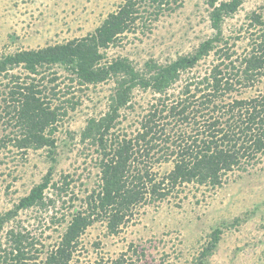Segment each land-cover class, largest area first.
I'll use <instances>...</instances> for the list:
<instances>
[{"label": "trees", "instance_id": "obj_1", "mask_svg": "<svg viewBox=\"0 0 264 264\" xmlns=\"http://www.w3.org/2000/svg\"><path fill=\"white\" fill-rule=\"evenodd\" d=\"M138 1L127 0L84 37L0 53V114L5 129L12 132L1 138L0 145L8 142L20 150L44 149L51 161H55L57 124L77 104L60 99L67 93L63 88L69 90L73 82L78 86L113 82L107 109L89 117L79 133L81 141L96 149L98 186L87 193L85 209L71 213L43 264L71 262L80 236L96 220H103L109 232L117 233L140 204L162 200L183 184L221 185L227 174L264 155L261 16L254 11L249 15L253 28H246L251 31L244 35L247 46L237 53L225 47L228 40L222 24L243 0H206L214 33L192 51L167 62L149 59L139 68L126 57L102 62L103 50L137 20ZM170 1L147 3L156 8L152 11L156 15L170 8ZM209 55L212 59L204 70L198 69L200 60ZM61 69L69 83L58 81ZM135 89L148 90L153 99L143 114L135 115L134 127H121L120 117L136 109ZM243 90L253 92L241 95ZM167 162L171 169L160 173L158 166ZM51 180L50 168L12 209L0 215V231L19 210L54 207L56 199L47 197L46 191L49 185L55 187ZM59 186L65 190L63 183ZM220 234L219 227L211 231L197 264H208ZM5 237L4 242L0 237V264H28L26 260L36 258V243L24 244L20 230L11 226Z\"/></svg>", "mask_w": 264, "mask_h": 264}, {"label": "rangeland", "instance_id": "obj_2", "mask_svg": "<svg viewBox=\"0 0 264 264\" xmlns=\"http://www.w3.org/2000/svg\"><path fill=\"white\" fill-rule=\"evenodd\" d=\"M126 1L0 0V53L84 37ZM138 2L137 20L103 50L102 62L126 57L136 68L149 59L167 62L192 51L214 33L206 0H171L170 8L156 15L152 12L156 8L149 6L148 0ZM252 11L264 23V0H243L239 10L224 19L222 31L228 40L225 47L237 53L246 48L244 35L251 32L246 28L252 27L248 20ZM211 59L209 55L200 60L198 69L203 71ZM57 75L58 81L69 83L62 69ZM259 85L264 86V77ZM63 91L67 93L61 100L67 98L77 104L57 124L55 161L44 149L20 150L8 142L0 145V215L12 209L50 168V182L56 183L46 189L47 197L56 199L54 207L19 210L0 231L2 242L13 226L24 234V244L30 240L36 243L37 256L26 260L28 264H43L71 213L85 209L87 193L99 183L96 149L90 142L81 141L79 133L89 117L105 112L113 82L83 86L73 82L69 90L65 87ZM252 92L243 90L241 95ZM132 99L136 109L120 117L121 127H134L135 115L145 112L153 95L135 89ZM11 134L0 114V140ZM171 166L170 162L163 163L158 171L163 173ZM62 183L65 190L57 188ZM215 227L221 229V234L208 264H264V155L227 174L221 185L183 184L162 200L140 204L117 233L109 232L103 220H96L80 236L68 264H197Z\"/></svg>", "mask_w": 264, "mask_h": 264}]
</instances>
